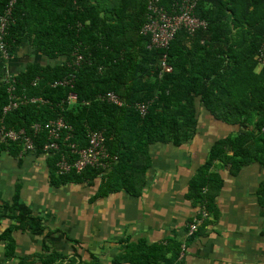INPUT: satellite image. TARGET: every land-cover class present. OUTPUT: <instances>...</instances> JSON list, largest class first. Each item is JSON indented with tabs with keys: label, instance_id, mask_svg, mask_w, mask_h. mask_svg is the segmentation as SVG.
Segmentation results:
<instances>
[{
	"label": "trees",
	"instance_id": "16d2710c",
	"mask_svg": "<svg viewBox=\"0 0 264 264\" xmlns=\"http://www.w3.org/2000/svg\"><path fill=\"white\" fill-rule=\"evenodd\" d=\"M8 2L0 0V15ZM150 2L177 14L183 0H17L7 37L11 52L27 38L33 50L47 59L44 64L29 63L19 72L18 89L46 102L20 105L4 114L8 86L0 81V124L30 134L31 125L61 117L73 128L70 143L79 149L88 146L89 133H102L107 151L116 157L108 159L106 170L89 168L59 176L54 168L59 152L47 154L52 186L101 179L102 196L122 190L140 196L147 185L151 146L185 144L196 134L203 113L235 127L236 132L214 142L206 163L190 182V196L209 212L210 219L202 226L207 228L224 183L215 168L236 176L254 163L264 167V66L256 61L264 42V0H198L195 15L206 26L192 35L185 28L178 30L167 49L152 45L151 35L143 31ZM77 55L82 58L75 66ZM165 55L173 68L166 74L162 72ZM70 73L72 86H52ZM109 92L119 95L125 105L102 102L100 96ZM70 93L76 100L68 104ZM136 105H143L145 113ZM45 141L46 133L36 135L33 153L42 154ZM65 144H61L63 152L69 150ZM1 146L13 156L21 151L19 143ZM257 197L264 206V181ZM5 207L15 224L0 240L13 257L15 232L39 236L45 228L42 218L20 202L19 193ZM43 248V254L23 256L19 264H98L97 259L80 260L77 254L67 257L47 242ZM127 248L134 264H157V259L158 264H180L178 242ZM146 249L160 255L154 257Z\"/></svg>",
	"mask_w": 264,
	"mask_h": 264
},
{
	"label": "crops",
	"instance_id": "0c3cea01",
	"mask_svg": "<svg viewBox=\"0 0 264 264\" xmlns=\"http://www.w3.org/2000/svg\"><path fill=\"white\" fill-rule=\"evenodd\" d=\"M39 60L47 62L24 38L10 61L0 60V81L7 69L18 75ZM234 132L235 127L203 113L196 134L185 144L151 146L147 185L140 196L125 190L99 195L101 179L52 186L47 155L13 156L0 149V235L15 224L5 205L17 193L20 202L42 218L45 228L39 236L15 232L13 257L0 240V264H19L23 256L43 254L44 242L87 263L97 259L98 264H134L127 246H168L171 241L188 244L180 264H264V206L257 197L264 181L260 164L246 166L236 176L217 166L224 183L216 211L195 239L187 236L199 208L190 196V182L206 163L214 142ZM148 251L154 257L160 255V251ZM157 260L158 264L161 260Z\"/></svg>",
	"mask_w": 264,
	"mask_h": 264
},
{
	"label": "built area",
	"instance_id": "2783aa9c",
	"mask_svg": "<svg viewBox=\"0 0 264 264\" xmlns=\"http://www.w3.org/2000/svg\"><path fill=\"white\" fill-rule=\"evenodd\" d=\"M17 0H9L5 6L4 12L0 15V59L8 61L14 57V53L10 51V45L7 37L9 27L14 18V8ZM198 0H183L181 6L178 9L177 14L168 13L163 8H160L156 2H150L149 9L151 14L148 16V21L143 27V31L151 35L152 45L167 49L172 42L175 34L178 30L185 28L192 35L196 31L206 26V22L195 15L197 9ZM82 58L81 55H77L74 60V65L77 66L79 60ZM167 55L162 59V72L171 73L173 68L167 62ZM257 63L262 67L264 66V42L262 43L259 53L256 57ZM35 79L32 84L36 83ZM5 83L7 85L9 102L5 105L3 111L7 113L17 109L20 105L25 104H36L45 103L41 97L29 96L26 93L19 91L17 75L11 73L8 69L4 74ZM73 73H70L68 77L64 76L60 79L55 80L52 86L56 85H69L73 83ZM76 100L73 93H70L67 98V103H73ZM102 102L116 106H124V101L114 92H109L100 96ZM136 108L144 114L146 108L143 105H136ZM71 128L65 121L58 117L54 120H50L45 124H33L30 127V132L27 133L24 129H11L4 124L0 125V146L7 144L19 143L21 151L19 154L34 152L33 138L41 132L46 133V141L42 146V152L47 155L52 152H59L58 158L54 162V168L56 175L66 176L72 173L81 174L86 169H98L103 168L106 170L109 167L108 159L112 161L116 160V157H112L107 151L105 146V138L102 133L91 132L88 134V146L79 149L76 144L70 143L71 137L73 136ZM264 132V127L262 128ZM66 143L69 146V150L63 152L61 144ZM76 158L73 159L72 157ZM210 219L209 212L205 207L201 206L198 208L196 215L193 217L188 225V238H193L199 229L205 224L206 220ZM188 247L187 243L181 245L180 255L178 261H181L185 251ZM174 264H178L177 262Z\"/></svg>",
	"mask_w": 264,
	"mask_h": 264
},
{
	"label": "bare ground",
	"instance_id": "6f19581e",
	"mask_svg": "<svg viewBox=\"0 0 264 264\" xmlns=\"http://www.w3.org/2000/svg\"><path fill=\"white\" fill-rule=\"evenodd\" d=\"M11 51V50H10ZM12 53V52H11ZM12 59V58H11ZM10 59V60H11ZM2 60V59H1ZM10 60H8V61H10ZM2 61H4V62H8V61H5V60H2ZM12 73V72H11ZM5 82V81H4ZM7 85H10L9 83H7ZM9 96V95H8ZM12 111V110H11ZM10 112V111H9ZM3 113H4V111H3ZM8 113V112H7ZM4 114H6V113H4ZM1 124H4L5 126H7L4 122H2ZM0 124V125H1ZM8 127V126H7ZM0 147H2V146H0Z\"/></svg>",
	"mask_w": 264,
	"mask_h": 264
},
{
	"label": "rangeland",
	"instance_id": "374dc122",
	"mask_svg": "<svg viewBox=\"0 0 264 264\" xmlns=\"http://www.w3.org/2000/svg\"><path fill=\"white\" fill-rule=\"evenodd\" d=\"M259 66V65H258ZM257 70H259V67H257Z\"/></svg>",
	"mask_w": 264,
	"mask_h": 264
}]
</instances>
